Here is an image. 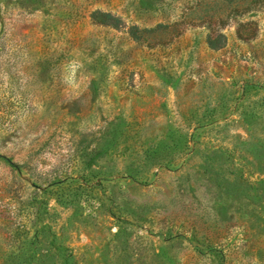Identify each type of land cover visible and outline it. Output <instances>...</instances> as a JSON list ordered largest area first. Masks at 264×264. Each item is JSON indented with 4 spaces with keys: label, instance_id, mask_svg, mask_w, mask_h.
<instances>
[{
    "label": "rangeland",
    "instance_id": "rangeland-1",
    "mask_svg": "<svg viewBox=\"0 0 264 264\" xmlns=\"http://www.w3.org/2000/svg\"><path fill=\"white\" fill-rule=\"evenodd\" d=\"M0 264H264V0H0Z\"/></svg>",
    "mask_w": 264,
    "mask_h": 264
},
{
    "label": "trees",
    "instance_id": "trees-1",
    "mask_svg": "<svg viewBox=\"0 0 264 264\" xmlns=\"http://www.w3.org/2000/svg\"><path fill=\"white\" fill-rule=\"evenodd\" d=\"M94 19L97 24L101 25H111L115 28H119L122 25V20L119 17H115L110 13L97 12L94 13ZM136 28L132 29V34H135ZM225 36L223 34H218L217 39L210 36L208 44L212 49H220L225 44Z\"/></svg>",
    "mask_w": 264,
    "mask_h": 264
}]
</instances>
